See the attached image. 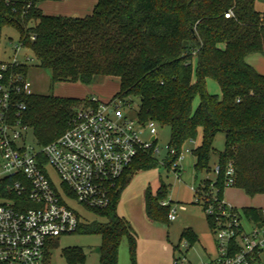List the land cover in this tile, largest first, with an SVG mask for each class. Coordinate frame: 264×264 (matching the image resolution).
<instances>
[{
    "label": "trees",
    "instance_id": "trees-1",
    "mask_svg": "<svg viewBox=\"0 0 264 264\" xmlns=\"http://www.w3.org/2000/svg\"><path fill=\"white\" fill-rule=\"evenodd\" d=\"M44 1L20 0L14 6L0 2V33L4 27L19 32L39 65L50 70L52 87L58 82L90 85L107 76L119 77L120 90L113 98L129 103L131 97H138L139 119L169 128L168 145L176 154L169 155L168 168L184 143L195 142L201 134V144L192 149L195 170L210 171L213 154L221 167L214 181L202 180L204 190L213 182L223 198L225 170L232 162V186L249 196L264 194V74L246 60L251 53H264V11L257 10L256 0H98L83 17L47 15L40 7ZM28 69L24 65L19 71L27 74ZM208 78L219 83L221 94L208 92ZM89 97L17 95L26 104L24 121L42 146L68 128L80 103ZM219 132L225 135L222 151L213 146ZM156 165V156L142 154L118 180L110 205L90 209L104 220L80 222L76 232L102 235L99 264H118L124 235L129 236L133 264H137L136 232L119 214L118 205L130 176ZM167 193L165 184L156 192L150 185L146 188L149 219L169 221L170 205L160 204ZM243 213L263 222L261 208L244 207ZM207 222L211 228L208 216ZM181 236L190 246L199 239L191 227L183 229ZM62 255L68 264L85 258L78 247L65 248ZM48 259L49 253L46 264ZM257 259L264 264L261 257Z\"/></svg>",
    "mask_w": 264,
    "mask_h": 264
},
{
    "label": "built area",
    "instance_id": "built-area-1",
    "mask_svg": "<svg viewBox=\"0 0 264 264\" xmlns=\"http://www.w3.org/2000/svg\"><path fill=\"white\" fill-rule=\"evenodd\" d=\"M19 1L0 0L12 6ZM27 6H31L30 1ZM23 48L29 50L19 39L13 57L0 60V264H46L52 240L75 233L81 222L63 195L88 209H104L111 203L118 180L140 156H156L159 151L156 121L130 119L120 99L105 101L95 95L80 103L68 128L57 139L43 146L33 139L32 144V128L24 121L26 104L17 99L20 93L31 94L27 74L19 68L29 65L33 57L26 54L23 61L18 60ZM169 152L175 155L176 149L169 147ZM182 158L181 152L173 163L177 173ZM47 165L58 172L60 190L50 179ZM220 170L216 163L215 177ZM234 174V165L229 162L226 187L234 184ZM191 189L195 202L213 221L215 250L208 252V259L201 264H259L258 257L264 260V209L263 222L249 219L251 228L247 231L240 212L218 197L213 182L207 191L202 181ZM160 204L170 205L168 219L175 221L177 207H172L168 199ZM179 207L184 209L185 205ZM183 246L189 247V242L186 240ZM184 261L185 256L175 259L174 264Z\"/></svg>",
    "mask_w": 264,
    "mask_h": 264
},
{
    "label": "rangeland",
    "instance_id": "rangeland-1",
    "mask_svg": "<svg viewBox=\"0 0 264 264\" xmlns=\"http://www.w3.org/2000/svg\"><path fill=\"white\" fill-rule=\"evenodd\" d=\"M74 5L71 0H46L40 4L41 9L47 15H65L64 5ZM256 8L264 11V0H256ZM74 13H72L73 15ZM19 32L12 27H4L0 33V60H8L13 57V47L18 43ZM33 57L29 64L27 80L30 82V91L39 95H55L59 97L85 98L92 95L110 101L120 90V79L117 76H107L98 79L88 85L80 82H58L51 86V72L43 68L35 59L32 51L22 49L17 55L18 60L23 61L25 55ZM195 64V63H194ZM195 77V76H194ZM207 90L212 94H221L219 83L207 79ZM129 103L125 102V115L130 119L138 118L140 99L131 97ZM199 103V97L194 100V107ZM33 131H29V140L33 144ZM148 136V135H146ZM170 130L167 126L158 125V152L156 154L157 165L150 169H141L130 176L122 192L118 205L119 214L125 216L131 223L137 236L135 258L137 264H174L175 259L184 256L186 261L182 264H201L208 259V252L215 250L214 236L203 206L195 202L194 192L206 178L214 179L213 168L217 162L216 154L212 155L210 171L205 169L197 172L194 164L196 157L186 149H193L201 144V134L195 142L184 143L181 152L183 158L178 161V173L166 166L170 155L169 142ZM214 149L222 151L225 147V135L219 132L213 143ZM46 171L54 186L61 189V178L54 167L46 166ZM179 174V176H177ZM165 184L168 195L165 198L177 207V219L175 221H155L147 217L145 212V191L150 185L153 192ZM61 192V191H60ZM62 193V192H61ZM65 203L73 208L78 214L80 221L88 223L93 220H104L92 210L86 208L75 198L64 196ZM224 201L236 208L241 214V220L247 231L251 228V221L243 213L244 207H257L264 209V194L249 196L239 187L227 186L223 190ZM180 205H185L180 209ZM168 219V218H167ZM191 227L197 233L199 239L189 247L183 246L186 238L181 236L183 229ZM103 244L102 235L99 233H68L62 234L52 240L48 248L49 259L47 264H68L62 250L68 247H78L82 250L85 258L77 264H99L100 252L98 248ZM264 259V258H263ZM118 264H133V255L130 249L129 236L124 235L119 245Z\"/></svg>",
    "mask_w": 264,
    "mask_h": 264
},
{
    "label": "crops",
    "instance_id": "crops-1",
    "mask_svg": "<svg viewBox=\"0 0 264 264\" xmlns=\"http://www.w3.org/2000/svg\"><path fill=\"white\" fill-rule=\"evenodd\" d=\"M72 1L73 3H75L73 6L67 4L64 5L67 7V8L63 7V11L64 13H66L64 16L83 17L87 14H90L98 0H72ZM72 13L74 14L72 15ZM246 60L259 73L264 74V53H251L247 56Z\"/></svg>",
    "mask_w": 264,
    "mask_h": 264
},
{
    "label": "water",
    "instance_id": "water-1",
    "mask_svg": "<svg viewBox=\"0 0 264 264\" xmlns=\"http://www.w3.org/2000/svg\"><path fill=\"white\" fill-rule=\"evenodd\" d=\"M97 251H99V248L97 249Z\"/></svg>",
    "mask_w": 264,
    "mask_h": 264
}]
</instances>
